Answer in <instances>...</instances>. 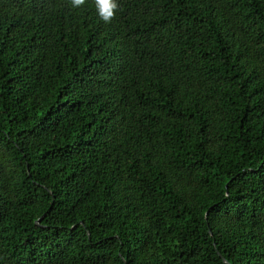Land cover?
<instances>
[{
	"label": "trees",
	"instance_id": "16d2710c",
	"mask_svg": "<svg viewBox=\"0 0 264 264\" xmlns=\"http://www.w3.org/2000/svg\"><path fill=\"white\" fill-rule=\"evenodd\" d=\"M0 0V264H264V0Z\"/></svg>",
	"mask_w": 264,
	"mask_h": 264
},
{
	"label": "clouds",
	"instance_id": "9594fccd",
	"mask_svg": "<svg viewBox=\"0 0 264 264\" xmlns=\"http://www.w3.org/2000/svg\"><path fill=\"white\" fill-rule=\"evenodd\" d=\"M73 7H80L85 4V0H71ZM95 9L100 19L108 24L115 19L116 11L119 8L117 0H94Z\"/></svg>",
	"mask_w": 264,
	"mask_h": 264
}]
</instances>
